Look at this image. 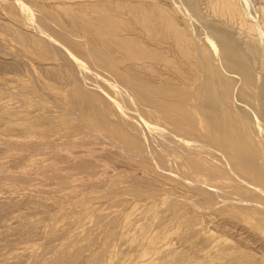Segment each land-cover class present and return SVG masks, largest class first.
I'll use <instances>...</instances> for the list:
<instances>
[{
	"label": "rangeland",
	"instance_id": "1",
	"mask_svg": "<svg viewBox=\"0 0 264 264\" xmlns=\"http://www.w3.org/2000/svg\"><path fill=\"white\" fill-rule=\"evenodd\" d=\"M21 1L35 13L70 2ZM13 2L0 0V264H264V200L225 183L231 184V166L217 146L223 138L210 144L213 154L196 171L185 160L186 144L171 141L173 123L159 113L142 116L143 104L104 83L128 90L122 80H130L164 90L160 78L173 80L176 96L205 109L213 104L220 120L239 122L241 131L252 123L253 142L264 144V0L157 1L189 38L187 51L160 48V29H146L141 15L136 21L124 15L120 39L158 52L139 61L91 43L52 11L84 65L43 40L38 49L44 43H35L39 36ZM146 34L156 36L152 45L142 39ZM135 62L145 71H122ZM109 98L122 103L131 121L120 118ZM179 135L189 138L183 130ZM254 166L264 172L263 147ZM248 199L259 208L244 205Z\"/></svg>",
	"mask_w": 264,
	"mask_h": 264
},
{
	"label": "bare ground",
	"instance_id": "2",
	"mask_svg": "<svg viewBox=\"0 0 264 264\" xmlns=\"http://www.w3.org/2000/svg\"><path fill=\"white\" fill-rule=\"evenodd\" d=\"M72 1L73 0H70V2H67V1L55 2L54 1V5L53 4H52L53 6L48 5L49 7L46 5L47 4L46 3L45 5L48 7V10H44L42 8L38 9L39 7H36L37 13H35L33 10H29L28 6L26 4H24L23 1H21V0H16V2H13V3L19 4V5L16 4L18 6L17 7V9H18L17 14L19 16V19L21 18V20L23 21L24 26L26 25L28 29H31L34 33H36V35L39 36L38 38H36L37 41L34 40L35 43L41 44V43L47 42L49 45H51L53 47V49L56 50V51L54 50V53L58 52L57 55L60 53L66 54V56L68 55L69 58H72L75 61V62L73 61L75 64L76 63L83 64L84 62L83 63L80 62L81 59H79V56L78 55L75 56L74 53L72 52V46H74V45H72L71 44L72 42L69 41V39H67L66 36H64V34L66 35L65 31L61 27H60V29H58L59 25L57 23L59 22L60 18L58 19L59 16L57 17L56 13L61 14L63 19L66 18V20L68 19L69 21H71L70 23L72 25V28L76 29L77 32L78 31H81V33L83 32L82 35H84V33H85L84 36H86L87 39H89V41L91 43H93V44L94 43H96V44H98V43L102 44L103 43L104 45H106L108 47L114 48L116 51L123 54L124 59L129 57L127 59L129 61L142 60V59L147 57V55L144 53H148V52L145 50L139 49L138 47H136L135 45H133L132 43H130L128 41H124V40L120 39V36L118 33H119V28H120L121 24H123V16L124 15L129 16L131 18V20H133V21L137 20V15H141V19H142L146 29H154V30L160 29V31L165 34V35H162L163 36L162 39H157L158 44L161 45L160 48L162 47V49H164V50H170V49L177 48V49H183L184 51H187L190 49V44H189L190 41H189V38L185 35L184 31H182V29L176 24V22L174 21V19L170 15V13L158 5L157 1L161 4V2H160L161 0L160 1L159 0H75V2H72ZM164 1L168 2V0H164ZM143 3H144V5H143ZM227 6H228L227 9H229L227 12L228 14L230 13V11H233L235 13V8L232 7L233 5L230 6V4H227ZM34 9H35V7H34ZM52 11H54L56 13L54 14ZM225 11H227V10H225ZM230 15L233 16L231 13H230ZM68 20L66 22L69 24ZM263 23H264V21H263ZM54 24H57L58 26H55ZM243 25H244V22H243ZM247 26L251 28L250 24H248ZM147 35L148 34L144 35L145 37L143 36L142 39L145 42L149 41V45H152L153 44L152 39L156 38V36L155 37L153 36L151 38V36L149 37V35H148V37H149L148 38ZM159 35L160 34H158V36ZM38 39H40L41 41ZM38 41H40V42H38ZM40 44H38V46H40ZM41 45H42V47L38 48V46L34 44V46L35 47L37 46V48L40 50L43 48V45H46V44L44 43ZM224 51H225L226 59L228 61H231V59H229L228 50L226 48H224ZM149 53H151V54H149ZM149 53L148 54L151 57H157L158 56V52H155L154 55H152V52H149ZM125 55L127 57H124ZM54 56H56V55H54ZM109 56L111 58L112 53H109ZM112 60L114 62L120 61V59H117V58L112 59ZM152 60H158V59H152ZM156 65L160 66L161 68L164 67L163 69H165L167 67L166 63H163V62H158ZM161 68H159V69H161ZM128 69H132L134 71L142 70L144 72L146 69V65H142L138 62H135V63H132L130 66H127L126 69L125 68L122 69V71L124 72V71H127ZM93 76H94V74H93ZM97 77H99V76H97ZM160 79H161L160 82L163 83V86H165V87L161 86L162 88H164V90H158V89L156 90L157 87L151 88V85H150V87L147 86L145 88L143 85L140 86L139 83H129L130 80H126V81L122 80V84L124 85V83H125L126 86L124 85V87H127L128 90H125V88H121L122 86L118 87V85L115 84V82H113L114 80L109 81V80L104 79V83L106 84V86L113 85L112 87L117 92V95L122 94V96H123V94H126V96L124 95L125 97L123 96L124 98H126L128 100H133V99L135 101L137 100L139 103H141L140 104L141 106L143 104V106H145V108H144V112H143L144 115H142V116H145V117L151 116L152 117V116H157L159 113L158 116H161L165 120L173 123L175 125L176 130L174 129L175 130L174 133L170 131L172 129L169 130L171 133H173V139H174V140H171V139L170 140L178 142V143L184 142L186 144L185 146L183 145L184 143L182 144L183 147H185L187 149L185 151L187 152L188 156L186 157L185 160H187L186 161L187 163H191V164L193 163L194 165H192V167L194 166V168L197 165H201V166L203 165L202 163L199 164L198 162H202L205 159V157L207 156V154H209V155L213 154L211 151L209 152V150H211L213 148V147L208 148L210 146V144L215 145L219 141L218 138L219 139L223 138V141L222 142L219 141L220 144H217V146L219 145V147H223L222 149L221 148L220 149L225 154L224 153L222 154L223 157H222V155H220V156L223 159L225 157L224 161L227 159L229 161L228 163L231 166V169L229 168L230 171H228L229 173H227V176L230 179L226 178V180H230L231 184H229L228 181L227 182L225 181V183L227 185H230V186L236 185V186H238V189L240 188V190L242 187H244V189H246V191L249 194H251V195L257 194L258 198L264 200V172H263L262 168H257L254 166V163L257 160V157H259V153L261 152L262 147L264 149V144H262V143L257 144L255 142H253V140H252L253 137L251 138V136H252L251 135V128H249L250 124H252V123H250L249 126L246 125L247 127L245 126V128H243L244 131H241V129H239V128H242V127H240V126L238 127L237 125H235L237 121H235L233 119L232 120L230 119V121H228V122L226 121L228 119L225 120L226 122H224V120L223 121L220 120L218 118V115H217L218 111L214 108V106H212L213 104L212 105L209 104L210 106H208L206 109L201 108L200 104H196V101H195L196 105H191L190 103H188L189 101H186L185 99H181V98H179V96H176V94L172 91V89L169 88L170 85H172V84L174 85V83H172L173 80H169L167 78H165V79L160 78ZM100 82H102V81H100ZM243 83L249 89L253 85L252 76L250 74H247V73L244 74ZM175 84H176V82H175ZM166 87H167V90H165ZM123 89L125 91H122ZM148 91L151 93L149 94ZM246 96H248V95H246ZM175 97L176 98L178 97L179 101L177 100L178 103L176 102V103L172 104L174 102ZM109 99H111L113 107H116L120 110L117 112H118V114L120 112L119 116L123 120V118L125 116L124 111H126V110L122 111L123 106L122 107L120 106L122 103L120 104L119 102L115 101L112 98H109ZM158 99H161V100L159 101ZM112 100H114V101H112ZM133 101L131 104H134ZM189 104H190V107H188ZM141 106H140V108H141ZM198 106H200V107L197 108ZM129 113L130 112H128V114ZM135 113H133V114L135 115ZM136 115L138 116V114H136ZM125 117H126L125 119H127V121L128 120L131 121V119L129 117H127V115ZM138 118H140V117L138 116ZM145 119H147V118H145ZM122 120H121V122H122ZM245 120L247 121V118ZM245 120H243L244 124L241 121L240 124H238V125H241V124L245 125L246 124ZM167 121H165V122H167ZM140 122H142L146 127H148L149 130L154 129L153 128L154 125H153V127L150 126V124H148L147 121L144 120L142 117L140 118ZM152 123H153V121H152ZM218 123H220V126H218ZM237 123H239V122H237ZM247 123H248V121H247ZM256 126L258 127L259 125H256ZM155 127H156V125H155ZM162 127H164V126L162 125ZM162 127H160V128H162ZM229 129L233 130V132L231 131L232 134H230ZM237 129H239L240 132ZM252 129L256 130L253 127H252ZM157 130H158V128H157ZM157 130L155 128V131H157ZM180 130H181V132L183 130L186 132V134H188L189 138H187V136L185 135L187 140L184 138V136H182L184 138L183 139L179 135ZM164 132H166V131H164ZM163 138H165V136ZM168 138H172V137H168ZM173 144H174V142H173ZM173 147H174V145H173ZM212 151H214V150H212ZM218 154H216V156ZM220 156L218 155V157H220ZM182 158H185V157L182 156ZM222 158H221V160H223ZM185 160H183V161H185ZM204 161H206V160H204ZM223 163L224 162H222V164ZM202 168L204 169V166H202ZM215 168H217V167L215 166ZM215 168L213 170L220 172L219 167L217 169H215ZM227 168H228V166H227ZM209 169H212V167ZM209 169H206V170H209ZM195 170H196V168H195ZM196 171H195V173H197ZM222 172H223V170H222ZM210 173H212V172L209 171V174ZM214 173H212V174H214ZM198 175H199V172H198ZM203 176H205V174H203ZM219 176L220 175L218 174L217 177H219ZM231 177H232V180H234V182L231 180ZM235 177H236V179H235ZM239 177H242V178L239 179ZM203 178H205V177H203ZM214 178H215V176H214ZM220 178H218V181L215 180V182L216 181L218 182L217 185H219V184L222 185L223 179H220ZM211 179H213V178L211 177ZM219 179H220L221 183H219ZM237 179H239V181H237ZM224 180H225V178H224ZM224 180H223V184H224L223 187L225 186ZM214 185H215V183H214ZM217 185H215V186H217ZM215 186H214V188H215ZM216 188H218V186ZM225 188H228V186L224 187V189ZM221 189L223 190V188H221ZM228 189H230V188H228ZM219 190H220V188L218 189V191ZM218 191L216 189V192H218ZM247 201H243L244 202L243 204L249 206V203L252 202V200L251 201L249 200L248 202ZM255 204H256L255 202L250 203V205H251L250 207H252V205H254L253 207L259 208L257 206L259 204H257V205H255Z\"/></svg>",
	"mask_w": 264,
	"mask_h": 264
}]
</instances>
